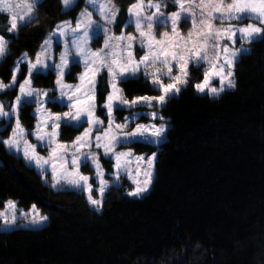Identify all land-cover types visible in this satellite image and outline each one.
Returning a JSON list of instances; mask_svg holds the SVG:
<instances>
[{
	"label": "trees",
	"instance_id": "16d2710c",
	"mask_svg": "<svg viewBox=\"0 0 264 264\" xmlns=\"http://www.w3.org/2000/svg\"><path fill=\"white\" fill-rule=\"evenodd\" d=\"M112 1L122 7L121 24L135 0ZM84 2L65 13L61 0H44L35 10L38 19L20 25L18 35L5 31L10 17L0 13V34L13 40L10 55L0 62V80L8 83L22 54L33 58L45 37ZM249 48L251 53L235 63V88L219 97L199 94L193 85L202 72L191 67L187 85L167 100L160 110L169 124L166 139L158 149L135 146L136 151L158 150L153 186L142 198L128 196L123 180L108 190L97 211L83 192L52 189L0 145V210L13 200L23 209L35 205L48 217L40 229L0 231V264H264V39ZM26 68L21 65L19 82ZM70 72L66 80L75 82L79 67ZM105 76H98L96 89L101 117L102 88L109 92ZM55 79L51 72L40 79L33 75V84L52 89ZM121 87L128 99L158 94L142 77ZM17 94H0L6 109ZM32 108L20 114L28 129L36 121ZM126 113L117 110L116 120ZM80 131L62 127L61 140L68 142ZM105 165L110 168L108 161Z\"/></svg>",
	"mask_w": 264,
	"mask_h": 264
},
{
	"label": "snow or ice",
	"instance_id": "6c2138e0",
	"mask_svg": "<svg viewBox=\"0 0 264 264\" xmlns=\"http://www.w3.org/2000/svg\"><path fill=\"white\" fill-rule=\"evenodd\" d=\"M44 0H24L14 3L13 0H0V13H7L10 17L9 27L5 31L18 35V21L23 27L35 22L38 17L34 9L43 6ZM177 7V11L165 16L161 12L162 3L154 0H135L127 9V18L119 25L122 29L134 26L135 32L124 35L110 33L107 25L116 24V18L120 9L112 3V0H85V9L76 18L75 26L72 21H64L56 26V30L49 33L35 54L34 62L23 53L21 59L15 62L11 69V78L8 83L0 80V93L7 94L16 91L13 102L7 110L3 101H0V121H7L5 128H11L8 138H0V145L13 155L22 158L26 165L37 170L43 178L46 172L51 174V187L57 190L75 189L88 193L89 204L100 211L103 196L108 181L103 179V170L100 157L94 149H102V154L109 162L114 161L112 167L115 183L120 181L121 172L131 178V173L125 167L131 163L129 158L144 161L143 156L133 157L132 152L117 151V147L127 148L140 139L154 138L151 142L159 144L167 131L165 125L135 124L130 130L129 124L137 116L144 113H135L131 119L124 118V123H115L113 108L119 111L123 107L133 108L137 105L152 108L162 106L167 100L178 96L179 85H187L189 76L188 66L199 69L201 64L208 67L203 71V80L193 85L199 93L210 97H219L228 89L235 88L236 82L233 67L242 55L250 54L251 49L243 47L244 44H253L264 39V0H170ZM62 10L65 13L73 11L78 0H61ZM91 8L92 11H88ZM145 8L155 9L151 14H146ZM93 11L103 23H95ZM183 14V15H182ZM183 19L185 23H191V29L187 35H182L179 23ZM233 21L237 23H233ZM255 21L256 23H245ZM169 28V31L160 33V38L154 32V28ZM53 37H57L63 45V51L59 55V63H49L51 60ZM103 38V46L96 51L90 47L91 41ZM237 39L241 47L236 48ZM228 43L221 46V41ZM115 41V43H112ZM13 42L0 34V60L10 55L8 44ZM133 42L139 44L142 54L136 59L133 54ZM123 44V47H121ZM107 49L108 51H105ZM211 50V52L209 51ZM121 53L126 55L122 56ZM72 58L73 66H82L83 72L79 75L80 83L73 86L63 82L65 69L68 68L69 58ZM222 61V63L220 62ZM27 64V76L22 82H17L16 74L20 70V64ZM173 68L176 75H172ZM35 78L47 77L48 73L56 76L55 86L59 93L49 96L47 90H39L32 87L33 72ZM101 71L106 72L103 84L111 88L105 92L102 88L101 95L106 96V101L101 108L106 109L102 114L107 117V126L96 115V84L97 76ZM143 73L146 80H150L152 90L160 94L156 96H133L131 100L123 96V90L119 83H127L130 79H139L138 74ZM69 75L71 72L69 70ZM161 76L168 78L164 83ZM211 77L219 79L220 87H209ZM47 98V99H45ZM155 102V105L153 104ZM47 104L59 105L67 111L52 112L46 108ZM35 105L33 119L36 120L34 129H25L21 123L20 110L24 107ZM153 120H163L156 112L151 113ZM14 121V124H13ZM66 130L79 131L80 135L74 137L70 143L62 142L61 126ZM87 125V127H84ZM95 136L93 137V131ZM27 136H32L37 144L47 149V156L37 152V144L30 143ZM87 150V151H85ZM155 153L145 162L146 170L143 172L142 182L133 180L136 187L127 192L128 196L141 197L148 191L151 183L153 162ZM81 166L94 169L98 182L97 193L100 198L92 196L93 185L89 183V176L81 173ZM137 174L140 175L139 167ZM5 208L11 211H0V225L7 230L11 228H25L28 226H42L48 217L40 215L36 206L32 205L29 212L19 213L20 217L27 221L26 225H17L16 204L9 200Z\"/></svg>",
	"mask_w": 264,
	"mask_h": 264
},
{
	"label": "rangeland",
	"instance_id": "374dc122",
	"mask_svg": "<svg viewBox=\"0 0 264 264\" xmlns=\"http://www.w3.org/2000/svg\"><path fill=\"white\" fill-rule=\"evenodd\" d=\"M13 2H14V3H21V5H23L24 0H13ZM78 2H79V0H78ZM154 2H161V3H162L161 12H162L165 16H167V15H168L170 12H172V11H177V10H178V7H177L174 3L170 2V0H154ZM112 3H114V2L112 1ZM114 4H115V3H114ZM145 4H147V0H145ZM115 6L118 7V8L120 9V11H119V14L117 15V18H116V24H114V25H107V27H109V29H110V33L115 34V35H120L121 32H123L124 35H127V34L131 33V34L136 35V36L138 37V34L135 32V28H134V26H130V27H128V28H123V29L119 26L120 24L118 23V17H119V15H120L121 11H122V7H121V6H118V5H115ZM84 9H85V2H84V6H83V7H82V8H81V9L75 14V16H70L69 18L63 20V21L60 22L59 24H62L64 21H69V20H70V21H72L73 26H75L76 18L78 17L79 13H80L82 10H84ZM35 10H36V9H34V13H35ZM88 11H92V9L89 8ZM153 11H155V9H148V8H145V12H146V14H151V12H153ZM6 14H7V13H6ZM182 15H183V14H182ZM93 20H94L95 23H103V21L100 20V18L97 16V14H96L94 11H93ZM249 22L256 23L255 21H245V23H249ZM233 23L235 24V23H237V22L233 21ZM59 24H58V25H59ZM19 26H20V22L18 21V27H19ZM258 26H260V27H264V25H258ZM178 27H179V30H180L181 34L186 36V35H187V32L191 29L192 26H191V23H190V22H189V23H185V22L183 21V19H182V20L180 21ZM55 30H56V28H55L53 31H55ZM53 31H52V32H53ZM163 31H169V32H170V27H169V28H159V27L154 28V32H155V34H156V36H157V39L160 38V33L163 32ZM112 43H115V41H113ZM227 43H228L227 40H222V41H221V46H223L224 44H227ZM42 44H43V42H42ZM42 44H41V45H42ZM41 45H40V47H41ZM102 46H103V38H102V37L99 38V39L94 38V39L91 41V43H90V47L92 48L93 51H96L97 49H100ZM40 47H39V49H38L37 52L40 51ZM121 47H123V44H121ZM235 47H236V48L241 47V42L239 41V39H237V42H236ZM243 47H245V48H249V47H250V44H244ZM62 51H63V45H62V43H59V42H58L57 37H53L52 52H51V60L48 61V62H49V63H59V55H60V53H61ZM105 51H108V50L105 49ZM132 51H133V54H134L135 58H136V59H139V56L142 54V49L140 48V46H139L138 43L133 42V49H132ZM209 51L211 52V50H209ZM27 54H28V53H27ZM121 55L124 56V55H126V54H125V53H121ZM21 57H22V56H21ZM21 57H20L19 59H21ZM28 58H29L30 60H32L33 62H34V60H35V56H34L33 58H31V57H29V55H28ZM0 62H2V60H0ZM220 62L222 63V61H220ZM21 65H27V64H25V63H21V64H20V67H21ZM72 66H73L72 58L70 57V58H69V65H68V68L65 69V75H64V78H63V82H64L65 84L75 86V85H77V84L80 83V81H79V75L83 72V67H82V66H79V72L76 73L75 76H74L75 79H76V81H75V82H68V81L66 80V78H67V75H68V73H69V70L71 69ZM234 66H235V64H234ZM191 67H193V65H192V63L190 62V63H189V66H188V72H190V68H191ZM207 67H208L207 64H201L200 67H199V68H200V71L202 72L200 82L203 80V71H204V69L207 68ZM193 68H194V67H193ZM20 71H21V70H19V72H17V74H16V78H17V82H18V83H19V81H18V76L20 75ZM103 72H105V71H101V73H103ZM233 72H234V67H233ZM101 73H100V74H101ZM105 73H106V72H105ZM53 74H54V73H53ZM100 74H98V76H99ZM176 74H177V73H176V69L173 68L172 75H176ZM33 75H35V71L33 72ZM54 75H55V74H54ZM26 76H27V75H26ZM98 76H97V82H98ZM138 76H139V77H142V78L145 79V77L143 76V73H142V72L139 73ZM55 78H56V76H55ZM188 78H189V76L187 77V79H188ZM232 78L234 79V76H233ZM161 79H162V81H163L164 83H168V78H167L166 76H161ZM55 80H56V79H55ZM145 80H146V79H145ZM188 80H189V79H188ZM147 81H149V83H150V85H151V87H152V84H151L150 80H147ZM21 82H22V81H21ZM200 82H198V83H200ZM185 86H186V85H179V87H180L181 90H182ZM32 87L35 88V89H39V90H47V91L49 92V96L53 95L54 93H55L57 96L59 95V93H58V91H57V89H56V86H54V88H52V89H42V88L35 87L34 84H33V80H32ZM118 87H119L120 89H122V87H121V83L118 84ZM209 87H217V88L220 87L219 79H218L217 77H211V76H210ZM96 89H97V84H96ZM122 90H123V89H122ZM181 90H180V92H181ZM225 90H228V88L226 87V85H225ZM110 91H111V88L109 87V92H110ZM198 93H199V92H198ZM0 94H1V93H0ZM159 94H160V93L158 92V94H156V95H159ZM179 94H180V93H179ZM199 94H203V95H204V94H207V89L205 90L204 93H199ZM156 95H149V96H156ZM207 95H208V94H207ZM123 96L126 97V96L124 95V93H123ZM175 97H177V96H175ZM45 99H47V98H45ZM127 99H128V98H127ZM129 100H131V99H129ZM153 104L155 105V102H153ZM164 105H165V104H164ZM164 105H162V106H154V107H152V108L143 107V106H140V105H137V106H135V107H133V108L123 107V110H125L127 113L123 115V119H122V120L117 121V120H116V112H117V109L115 108V102H114L113 117H114L115 123H124V118H125V117H128L129 119H131L135 113H144V115L137 116V117L135 118V120H134L132 123L129 124V128L126 129V131H127V130H130V129H131L132 127H134V125L137 124V123H138V124H144V125H146V126H148V125H152V124H156L157 126H160L161 124H163V125L166 126L167 131L164 133L163 139H161V141H160L159 144H154V143H152L151 141H152L154 138H152V137L149 136L147 140H144V139L142 138V139H140L138 142H134L133 144L129 145L127 148H124V147H117V151H129V150H130V151L132 152V154H133V157H139V156H143V157H144V161H137V160H135V159H133V158H129V159L131 160V163L126 164L125 167H126V168L128 169V171L131 173V178H129L128 175H126L124 172H121V175H120V181H119L118 184L115 183V176H114V175H110V173H114V172H115V169L112 167V165H113L115 162H114V161L109 162V160L103 156V154H102V149H94V150L97 152V154L99 155V157H100V163H101L102 170H103V173H104V175H103V179L106 180V181H108V187L106 188V190H105V192H104L103 200H104L105 195H106V193L108 192V190H109L111 187H113V186H121L123 180H126V181L128 182L129 187H130L129 190H127V192L133 190V189L136 187V184H134V183L132 182L133 180H136V181H138V182H142L143 179H144L143 172H144V171L146 170V168H147V165H146L145 162L148 160L149 157H151V156L153 155V153H155V160H154V162H153L154 166H153V169H152L151 183H150V185H149V187H148V191H147L146 193H144L141 197H132V196H130V197H132V198H142V197L148 195L149 192L151 191L152 186H153V182H154V179H155V167H156V161H157V156H158V150L150 151V150L148 149V150H143V151H136L135 146L141 144V145H146V146H152V147H155V149H156V148L158 149L159 146H160V144L166 139V135H167V132H168V129H169V124L167 123V121H166L165 119H163V120H159V119L153 120L152 117H151V113H152V112H156L158 116H162L160 110L164 107ZM32 106H33V108H32L31 111H32V114H33L34 111H35V105H32ZM50 106H52V104H47V105H46V108H47L48 110L52 111V112H57V111L52 110V108H51ZM57 106H59V105H57ZM24 108H26V107H24ZM24 108H22V109L20 110V114H21V111H22ZM58 108H59V111H67L66 108H64L63 110H60V108H61L60 106H59ZM6 110H7V109H6ZM24 110H25V109H24ZM105 111H106V109H105ZM96 115H97L101 120L104 121V125H103V127H106V126H107V117H106V116H104V117L102 116V117H101V116L98 114V107H97V104H96ZM6 123H7V121H0V138H5V139H6V138H8V136H9L10 133H11V128H7V129L5 128L4 125H5ZM21 123H22V122H21ZM35 123H36V121H35ZM13 124H14V121H13ZM22 125L25 127V129H28L24 124H22ZM34 125H35V124H34ZM62 127H63V125L61 126V129H60L61 134H62ZM84 127H87V125H85ZM32 129H34V126H33ZM81 132H83V128H81L80 133H81ZM4 133H6L7 136L3 137V134H4ZM80 133H79V135H80ZM95 134H96V133H95V130H94V131H93V137L95 136ZM27 139L29 140L30 143L37 144V141L34 139V137H32V136H27ZM59 139L61 140V136L59 137ZM72 140H73V139H72ZM72 140H70V141H68V142H66V141H62V140H61V141H62V142H66V143H70ZM36 150H37V152H38L40 155H42V156H47V154H48L47 149H43V148H41V147L39 146V144H37V149H36ZM85 151H87V150H85ZM106 161L109 162V164H110V168H108V167L105 165ZM24 162H25V161H24ZM138 167H139V170H140V173H141L140 175L137 174V168H138ZM36 171H37V170H36ZM80 171H81V173H83L84 175L89 176V178H90V179H89V183L93 185V187H92V193H91L92 196H93V198H94V199H98V198H100L99 195H98V193H97L98 182L96 181V178H95L94 169H88V168H85V167L81 166ZM41 178H42V177H41ZM42 181L44 182V184H46V185H48V186L51 185L52 180H51V174H50V172H46V173L44 174V176H43V178H42ZM50 187H51V186H50ZM51 188H52V187H51ZM52 189H54V188H52ZM54 190H57V189H54ZM64 190H75V189H64ZM76 191H78V190H76ZM83 194L85 195V197H86V199H87V195H88V193L83 192ZM7 201H9V200H7ZM7 201H6V202H7ZM12 201H13V200H12ZM87 201H88V199H87ZM6 202L4 203V206H3V208H2L0 211H11V210L5 208V204H6ZM14 202H15V201H14ZM88 203H89V202H88ZM102 203H103V202H102ZM15 204H16L15 212H16V214H17V225H26V224H27V221H26L24 218L20 217L19 213H21V212H29V210L31 209V207H30L29 209H23V208L19 207V206L17 205L16 202H15ZM89 205H90V204H89ZM90 206H91V205H90ZM91 208H93V207L91 206ZM93 209H95V208H93ZM101 209H102V207H101ZM101 209H100V210H101ZM36 210L40 213V215H43L37 207H36ZM95 210H96V209H95ZM43 216H45V215H43ZM47 223H48V219H47L46 222L43 223L42 226H37V227H31V226H28V227H25V228L16 227V228H11V229H7V230H5V229L2 227V225H0V231H1V232H10V231L17 230V229H40V228L44 227Z\"/></svg>",
	"mask_w": 264,
	"mask_h": 264
}]
</instances>
